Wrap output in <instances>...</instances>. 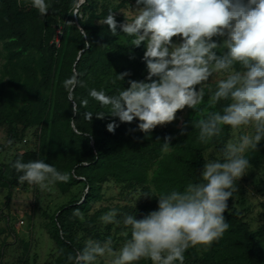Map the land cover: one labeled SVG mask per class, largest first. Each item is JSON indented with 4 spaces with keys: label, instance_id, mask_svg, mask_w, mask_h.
<instances>
[{
    "label": "trees",
    "instance_id": "obj_1",
    "mask_svg": "<svg viewBox=\"0 0 264 264\" xmlns=\"http://www.w3.org/2000/svg\"><path fill=\"white\" fill-rule=\"evenodd\" d=\"M78 5L79 0H51L49 13L41 16L17 0H0V43L5 53V63L0 68V130L7 133L6 144H0V157L32 129H38L39 138L37 151H27L8 164H0V189L7 192L4 206L9 209L13 191L26 185L18 184L12 168L17 158L23 162L43 159L59 171L71 173L68 183L55 185L64 196L83 186L81 198L71 199L52 214L43 213L49 221V237L59 249L56 264H74L72 258L89 238L106 240L99 218L107 208L94 210L104 200L106 183L136 191L139 197L144 195L135 206L114 207L119 219L125 213L142 219L157 209L158 197L152 195L183 190L199 177L206 152L215 150L218 154L232 137L229 127L224 126L221 136L208 145L197 139L195 125L203 118L202 112L220 110L219 105L209 106V89L215 90L211 81L205 85V98L197 110H187V106L178 110L173 122L157 126L148 137L137 129L138 120L120 123L118 118L108 115L107 108L89 97V90L103 89L109 95L116 94L130 86L129 80H145L147 69L142 60L144 46H130L131 38L121 33L119 27L120 34L114 36L106 25L99 24V19L111 9L118 24L125 23L121 11L127 14L128 10H135L136 3L86 0L79 8ZM77 8L78 15H73ZM213 39L221 42L219 38ZM124 72L130 75L113 84L115 74ZM73 76L82 86L74 89L70 99L63 85ZM85 99L86 106L81 103ZM88 112L105 115H93L90 122L85 117ZM114 120L119 126L109 132L107 125ZM166 137L170 138L172 149L163 153L161 145ZM248 156L251 168H260L264 164V140ZM149 193L152 195H145ZM234 201L235 197L227 202L224 216L230 227L223 237L206 251L199 246L188 249L184 263L260 264L264 227L254 232L247 216L233 207ZM6 217L0 210V218L8 223ZM123 232V228L118 229L116 234ZM6 235L8 229L0 227V238ZM126 239L124 236L118 241ZM138 264L151 262L141 260Z\"/></svg>",
    "mask_w": 264,
    "mask_h": 264
},
{
    "label": "clouds",
    "instance_id": "obj_2",
    "mask_svg": "<svg viewBox=\"0 0 264 264\" xmlns=\"http://www.w3.org/2000/svg\"><path fill=\"white\" fill-rule=\"evenodd\" d=\"M17 2L35 9L41 16H46L51 6V0ZM135 3L131 18L121 11L125 23L118 24L110 9L99 24L106 25L114 36L120 34L119 27L121 33L131 38L130 46H144L142 60L147 76L142 81L129 80L130 86L116 94L92 88L89 97L107 108L106 113L120 123L138 120L137 129L148 137L157 126L173 122L178 110L186 106L197 110L211 78L215 90L209 89V106L219 105L220 110L202 112L203 118L195 125L197 139L208 145L221 136L224 126L229 127L232 138L214 158H204L199 177L183 190L145 194L158 197V202L157 209L142 219L127 213L117 219L116 209L100 216L104 225H122L127 239L117 252L111 238L103 241L89 238L72 258L74 264H97L101 258L106 259V264H138L141 260H149L151 264H184L188 249L199 246L206 251L229 229L224 216L229 207L227 202L235 197L237 182L251 168L248 154L256 151L264 140V0H135ZM173 37L179 41L174 42ZM129 75L115 74L113 84L123 82ZM78 85L82 86L75 76L64 82L70 99ZM81 103L86 106L88 100ZM93 115L103 118L105 113H85L90 122ZM118 126L114 120L107 130L114 132ZM169 141L166 137L162 143L163 153L172 149ZM12 168L18 184L41 191H50L57 183H68L71 179V173L61 172L43 159L23 162L17 158Z\"/></svg>",
    "mask_w": 264,
    "mask_h": 264
},
{
    "label": "rangeland",
    "instance_id": "obj_3",
    "mask_svg": "<svg viewBox=\"0 0 264 264\" xmlns=\"http://www.w3.org/2000/svg\"><path fill=\"white\" fill-rule=\"evenodd\" d=\"M85 0L82 3L85 4ZM132 10L127 11L131 18ZM178 42V37L172 38ZM59 42V39H58ZM4 51L0 43V68L5 63ZM211 81V78H210ZM190 109L187 107V110ZM182 119L186 117V112ZM232 138V137H231ZM7 133L0 130V144H6ZM39 148L38 129L30 130L22 141L15 142L1 157L0 164H8L17 155L27 151H37ZM217 155L215 150L206 152V157L212 159ZM83 186L74 188L68 196L62 195L56 186L50 191H41L29 185H23L13 191L9 209L5 208L7 192L0 189V210L7 216V221L0 218V227L8 229V235L0 238V264H56L59 249L49 237V221L43 213H54L57 208L71 199L82 197ZM104 200L95 205L94 210L115 206L136 205L139 195L136 191L121 189L113 182H108L103 188ZM136 201V202H135ZM233 207L247 216V220L254 232L264 227V164L258 168H250L248 173L237 182V193ZM111 208V209H110ZM119 219V217H117ZM102 237L111 238L113 247L118 252L124 240L118 241L124 235H117L116 231L122 225L100 224ZM106 264V259H98L97 264ZM194 264V263H184ZM260 264H264V243L260 246Z\"/></svg>",
    "mask_w": 264,
    "mask_h": 264
},
{
    "label": "water",
    "instance_id": "obj_4",
    "mask_svg": "<svg viewBox=\"0 0 264 264\" xmlns=\"http://www.w3.org/2000/svg\"><path fill=\"white\" fill-rule=\"evenodd\" d=\"M85 1H86V0H85ZM83 2H84V0H79L78 8H79V6L82 5ZM78 8H77V11H76V12H78ZM88 192H89V189L86 190V193H88Z\"/></svg>",
    "mask_w": 264,
    "mask_h": 264
},
{
    "label": "built area",
    "instance_id": "obj_5",
    "mask_svg": "<svg viewBox=\"0 0 264 264\" xmlns=\"http://www.w3.org/2000/svg\"><path fill=\"white\" fill-rule=\"evenodd\" d=\"M59 34H60V32H59Z\"/></svg>",
    "mask_w": 264,
    "mask_h": 264
}]
</instances>
